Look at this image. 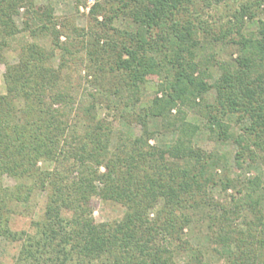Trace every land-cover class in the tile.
Instances as JSON below:
<instances>
[{
	"label": "trees",
	"instance_id": "16d2710c",
	"mask_svg": "<svg viewBox=\"0 0 264 264\" xmlns=\"http://www.w3.org/2000/svg\"><path fill=\"white\" fill-rule=\"evenodd\" d=\"M51 1L0 0V61L6 65L0 244L21 242L14 264H180L181 257L210 264L204 248L186 237L204 218L212 250L225 264H264V196L257 194L264 178L249 179L229 206L215 201L210 187L225 156L194 140L204 127L211 139L237 146V166L264 162V0L240 2L232 25L238 36L230 39L238 55L218 63L217 77L214 56L199 58L201 36L224 42L229 32L213 33L201 14L226 0H100L90 8L88 28L60 19ZM119 18L133 26L116 27ZM246 18L258 23L249 35ZM26 31L34 40L16 62L6 60L10 40ZM39 37H50L51 47ZM75 45L85 51L86 78L96 88L88 103L79 100L67 72ZM153 77L160 81L151 103L121 115L141 133L121 132L113 145L114 127L99 115V97L136 102ZM188 108L199 111L203 124L188 120ZM159 130L173 133L174 141L151 143ZM220 183L225 190L236 187L226 174ZM94 197L122 204L124 216L97 221ZM245 208L250 214L237 223ZM16 214L31 217L28 229L13 227Z\"/></svg>",
	"mask_w": 264,
	"mask_h": 264
},
{
	"label": "rangeland",
	"instance_id": "374dc122",
	"mask_svg": "<svg viewBox=\"0 0 264 264\" xmlns=\"http://www.w3.org/2000/svg\"><path fill=\"white\" fill-rule=\"evenodd\" d=\"M97 1L100 0H52L51 3L55 9L56 15L60 17V19H67L71 22H75L79 27L88 28L91 20L90 8ZM226 1L227 2L225 3L218 5L213 4L210 7H206L201 14L202 18L211 25V31L213 33L221 35L223 32H229V36L227 37V40L224 39V42L209 41V39L203 37V35L201 36L204 47L200 50L199 58L204 60L210 56H214V65L210 66L214 77H217L220 74L219 62H233L238 55V48L235 44L230 42V39L238 36L236 30L232 28V25L235 23L233 22L235 19L234 14L238 9L240 2L243 0ZM37 3L46 4L48 3V0H37ZM263 7L264 6H262V9ZM262 9L259 12V18L264 19V9ZM99 19L102 20V16H100ZM23 20L24 18L22 15L17 18L19 25H23ZM114 23L116 27L122 28L133 26V23L130 20L122 18L116 19ZM257 28V19L253 20L246 18L244 32L247 35L256 31ZM65 39L66 38L62 36V41H65ZM32 40L34 39L27 31L12 38L10 40V46L4 51L6 60L16 62L22 50V46ZM36 40L46 47H51L50 37H39ZM80 47V45H75V47L71 46V49L76 55L71 56V66L68 67L67 72L71 78L72 84L75 86L79 100L88 103L90 99L89 92L96 88L93 83L89 82L86 78V55L84 49H81ZM77 49L79 51H77ZM57 53V56L54 58V63L56 65L59 63L58 55L61 53L60 50H58ZM5 71L6 65L4 62L0 61V93L6 92ZM159 81V77H153L148 83H146L139 96V100L136 102L125 98L120 101L115 96L99 97L97 102L99 115L101 117H106L114 127L113 145L117 141V137L121 132L130 135H138L141 133V126L139 124L134 121L131 122V120H123L121 115L123 112L126 113L128 111H133L134 109L140 111L142 107L150 104L157 94ZM214 97L215 91L212 90L208 93V98L213 100ZM188 114V120L203 124L204 118L199 115L198 110L188 108ZM153 123L154 122H152V124ZM174 139L175 135L173 133L159 130L156 137L151 140V143L154 145L158 144L165 146L172 143ZM194 140L196 145L208 151L217 152L220 155L222 154L225 156L224 162L216 169L218 183L210 187V194L214 197L215 201L229 206L233 203V195H241L238 193V190H242V193L246 191L245 186L249 179L258 175L264 178V162L260 159L255 160L254 162H244L241 167L237 166L235 161L237 146L232 142L211 139L209 132L205 130L204 127L195 135ZM224 174L229 175L234 179L236 187H230L228 190L223 188V185L220 183V177ZM6 182L10 183V179L6 178ZM257 194H259V196H264V182L262 188L257 191ZM43 206L44 196L41 197L37 210H41ZM93 208L94 217L99 222L117 221L124 216L126 210L122 204L111 200H103L100 197L93 198ZM248 212L247 208L243 209V216L236 222H242ZM249 214L250 212L248 215ZM207 222L206 218L201 221H195L189 229H186V237L190 238L194 245L204 248L205 258L210 264H225V260H223L215 250H212L208 235ZM30 223L31 217L23 214H16L12 220V225L15 229H28ZM20 248L21 242H13L3 239L0 244V264H14ZM179 263L187 264V258L181 257Z\"/></svg>",
	"mask_w": 264,
	"mask_h": 264
}]
</instances>
